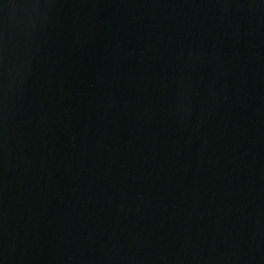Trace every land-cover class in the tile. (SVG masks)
I'll return each mask as SVG.
<instances>
[{"label": "water", "instance_id": "obj_1", "mask_svg": "<svg viewBox=\"0 0 264 264\" xmlns=\"http://www.w3.org/2000/svg\"><path fill=\"white\" fill-rule=\"evenodd\" d=\"M0 264H264V0H0Z\"/></svg>", "mask_w": 264, "mask_h": 264}]
</instances>
